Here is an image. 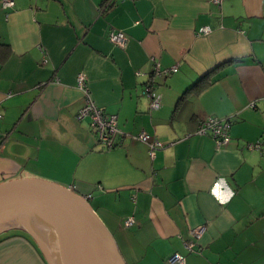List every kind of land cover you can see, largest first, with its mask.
I'll return each instance as SVG.
<instances>
[{
  "label": "crops",
  "instance_id": "crops-1",
  "mask_svg": "<svg viewBox=\"0 0 264 264\" xmlns=\"http://www.w3.org/2000/svg\"><path fill=\"white\" fill-rule=\"evenodd\" d=\"M104 1L0 6V183L37 178L82 195L126 264H169L173 252L185 264H264V151L247 146L264 135V0H112L100 9ZM202 26L210 32L197 34ZM111 30L126 34L124 46ZM155 61L177 69L152 75ZM78 73L94 103L116 114L125 133L117 146L100 145L89 119L76 118ZM205 74L208 83L177 104ZM208 115L232 117L221 147L194 132ZM139 131L164 144L153 159L130 136ZM0 238V264H47L27 230Z\"/></svg>",
  "mask_w": 264,
  "mask_h": 264
},
{
  "label": "water",
  "instance_id": "water-1",
  "mask_svg": "<svg viewBox=\"0 0 264 264\" xmlns=\"http://www.w3.org/2000/svg\"><path fill=\"white\" fill-rule=\"evenodd\" d=\"M16 227L47 264H126L89 202L69 187L37 178L0 183V234Z\"/></svg>",
  "mask_w": 264,
  "mask_h": 264
},
{
  "label": "built area",
  "instance_id": "built-area-1",
  "mask_svg": "<svg viewBox=\"0 0 264 264\" xmlns=\"http://www.w3.org/2000/svg\"><path fill=\"white\" fill-rule=\"evenodd\" d=\"M112 0H105L100 6V9H105ZM215 3H220L221 0H213ZM14 0H0V6L3 9H9L13 7ZM209 26L200 27L197 34H207L210 32ZM108 39L119 45L124 46L127 40L126 34L122 30H111L108 34ZM177 69L176 65L168 68H161L160 64L155 61L153 65V73L157 75H168L169 73ZM76 84L81 89L84 95L83 105L76 112V118L82 119L87 117L90 121L92 129L95 133L97 142L105 148H113L118 145L120 139L125 134L120 130L117 124L116 114L106 113L100 107H98L90 96L88 86L86 84V78L83 73H78L76 77ZM143 92L150 98V108L155 109L159 106L158 96L155 92V85L153 81H147L144 84ZM252 104V103H251ZM1 116V114H0ZM232 124V117L225 116L219 117L216 115H208L203 118H199L196 121L194 129L195 133L208 134L214 140L216 147H221L229 142L230 135L229 129ZM133 139L139 140L146 144L148 147L149 155L153 159L155 150L161 148L164 144L155 136L145 132L139 131L130 135ZM249 148H256L264 151V135L254 143H248ZM133 221L131 216L125 218L124 224L130 225ZM204 229L203 225H197L192 227L191 239L184 243V246L193 251L194 242L200 237ZM167 263L169 264H185V256L179 252H173L167 257Z\"/></svg>",
  "mask_w": 264,
  "mask_h": 264
},
{
  "label": "trees",
  "instance_id": "trees-1",
  "mask_svg": "<svg viewBox=\"0 0 264 264\" xmlns=\"http://www.w3.org/2000/svg\"><path fill=\"white\" fill-rule=\"evenodd\" d=\"M104 3V2H103ZM110 5V4H109ZM108 5V6H109ZM152 75H153V72H152ZM151 75V76H152ZM207 77V74H205L204 75V78L202 79V77L198 80V81H196L191 87H189L188 89H186L185 91H184V93L178 98V103L177 104H179V102H181L182 100H184V98H185V93L186 92H188L189 90H191V88L193 89H195L196 88V90H198V89H200L202 86H197V85H199V83L202 81H204L205 82V84L206 83H208V79L206 78ZM202 79V80H201ZM199 87V88H198ZM1 239V238H0Z\"/></svg>",
  "mask_w": 264,
  "mask_h": 264
}]
</instances>
